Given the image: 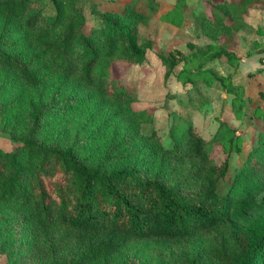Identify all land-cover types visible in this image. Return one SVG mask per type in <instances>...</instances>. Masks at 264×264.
Here are the masks:
<instances>
[{"label": "trees", "instance_id": "16d2710c", "mask_svg": "<svg viewBox=\"0 0 264 264\" xmlns=\"http://www.w3.org/2000/svg\"><path fill=\"white\" fill-rule=\"evenodd\" d=\"M138 1L115 11L92 0H0V72L11 76L0 83V131L13 144L0 146V255L20 256L11 264H264V111L247 151L223 126L206 139L192 122L173 123L169 144L155 128L143 132L153 117L133 108L137 84L125 72L147 59L152 41L138 26L164 5L146 0L148 13ZM204 3L194 29L215 43L188 44L201 69L234 61V36L264 7ZM159 59L165 79L174 76V55ZM210 74L234 102L232 75ZM41 83L49 94L17 112L21 95L9 93ZM87 110L86 133L72 145L42 137ZM95 143L103 154H93ZM56 226L63 238L50 235ZM67 235L75 249L64 250Z\"/></svg>", "mask_w": 264, "mask_h": 264}, {"label": "rangeland", "instance_id": "374dc122", "mask_svg": "<svg viewBox=\"0 0 264 264\" xmlns=\"http://www.w3.org/2000/svg\"><path fill=\"white\" fill-rule=\"evenodd\" d=\"M93 1L98 3L101 9L116 11L131 0ZM155 1L163 4L164 7L159 13H152L146 22L138 26L139 38L152 41L147 59L139 65L130 66L125 72L126 81L137 84L135 90L137 101L133 104V108L135 110L146 109L153 117L151 124L142 125L143 132L155 128L164 143L169 144L167 136L169 127L173 123L192 122L206 139H210L217 129L223 126V129L238 131L243 137L242 147L246 151L251 149L257 143L261 125L260 118L264 111V98L259 93V91L264 93V7L259 5L252 9L248 14V24L234 36L230 47L237 56L234 61L221 63L215 61L201 69L195 61L189 59L192 51L188 44L215 43L214 39L197 34L194 29L195 13L200 11L201 7L209 11V4L204 3L206 0ZM136 7L141 11L147 10L149 13L146 0H139ZM159 54H173L178 61L174 76L169 79L164 77L165 67L159 59ZM209 71L222 76L232 75L234 85L240 86L236 92L238 95H234V102L233 95L226 93ZM7 78L11 76L0 72V83ZM46 91L47 89L41 83L37 88L26 90L18 87L13 89L9 95L20 93L21 102L16 111L23 113L29 100H37L42 95L49 94V91L47 93ZM89 113L88 110L83 111L76 121L70 119L52 123L42 137L50 142L72 145L86 133L82 120ZM12 145L9 135L0 131V146L10 150ZM105 148L103 143H95L91 147L94 155L103 154ZM66 233L67 229L61 226L53 227L50 231L54 239L61 238V236L63 238ZM38 239L40 244L37 249L43 250V253L46 252V243L41 233ZM75 242L72 235L65 236L64 250L75 249ZM170 245L172 244H159L165 251ZM136 246L146 245L137 242ZM37 254L35 251V255ZM19 257L16 255L12 257V260L7 255H0V264H11ZM115 257L116 254L110 255L111 260ZM39 263L33 260L28 264ZM91 264H112V262L94 261Z\"/></svg>", "mask_w": 264, "mask_h": 264}]
</instances>
